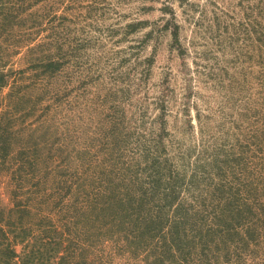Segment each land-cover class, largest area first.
<instances>
[{"label": "rangeland", "instance_id": "rangeland-1", "mask_svg": "<svg viewBox=\"0 0 264 264\" xmlns=\"http://www.w3.org/2000/svg\"><path fill=\"white\" fill-rule=\"evenodd\" d=\"M17 1L22 8L15 11ZM5 2L10 26L3 32L0 25V69L9 79L0 88V127L7 126L14 148L31 143L38 153L56 151L43 163L67 156L75 168L85 151L98 152L115 123L113 132L131 133L125 156L134 150L135 166L137 136L145 123L155 125L164 89L165 158L183 182L209 169L217 151L233 149L238 135H249V122L253 133L263 126L264 0ZM38 21L25 41L24 31ZM48 60L56 71L45 72ZM126 93L130 101L118 105ZM112 104L122 108V120H105ZM10 170L0 168L3 203L10 202ZM181 194L188 197L184 187ZM121 255L125 264L144 262Z\"/></svg>", "mask_w": 264, "mask_h": 264}, {"label": "trees", "instance_id": "trees-1", "mask_svg": "<svg viewBox=\"0 0 264 264\" xmlns=\"http://www.w3.org/2000/svg\"><path fill=\"white\" fill-rule=\"evenodd\" d=\"M7 4L0 0L3 32L10 26ZM12 4L15 11L22 8L20 1ZM49 13L43 16L49 19ZM37 25L24 31L25 41ZM5 64L0 53V67ZM44 65L48 73L58 69L52 60ZM6 75L0 69V88ZM166 94L161 90L155 100L161 110L155 125L145 123L137 136L135 166L134 150L125 156L131 133L113 132L115 123L98 152L85 151L73 169L67 156L43 163L56 151L38 153L31 143L14 148L7 126L0 127V168H11L10 202L0 198V264H125L122 253L141 257V264H264V122L254 133L249 122V135H238L233 149L217 151L209 169L183 182L165 158ZM122 101L129 102L130 94L118 105ZM117 107L110 106L105 120L125 117Z\"/></svg>", "mask_w": 264, "mask_h": 264}]
</instances>
